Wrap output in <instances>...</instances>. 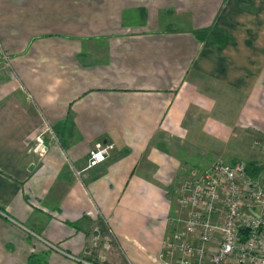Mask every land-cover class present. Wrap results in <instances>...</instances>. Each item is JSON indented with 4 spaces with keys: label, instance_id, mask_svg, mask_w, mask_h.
Returning a JSON list of instances; mask_svg holds the SVG:
<instances>
[{
    "label": "crops",
    "instance_id": "obj_1",
    "mask_svg": "<svg viewBox=\"0 0 264 264\" xmlns=\"http://www.w3.org/2000/svg\"><path fill=\"white\" fill-rule=\"evenodd\" d=\"M239 130L264 142V0H0V264H175L181 188L245 163Z\"/></svg>",
    "mask_w": 264,
    "mask_h": 264
},
{
    "label": "built area",
    "instance_id": "obj_2",
    "mask_svg": "<svg viewBox=\"0 0 264 264\" xmlns=\"http://www.w3.org/2000/svg\"><path fill=\"white\" fill-rule=\"evenodd\" d=\"M37 142L43 146L42 139ZM113 150L110 143H95L87 168L104 163ZM177 204L179 216L163 241V260L264 264V186L248 176L244 163H216L192 172Z\"/></svg>",
    "mask_w": 264,
    "mask_h": 264
},
{
    "label": "rangeland",
    "instance_id": "obj_3",
    "mask_svg": "<svg viewBox=\"0 0 264 264\" xmlns=\"http://www.w3.org/2000/svg\"><path fill=\"white\" fill-rule=\"evenodd\" d=\"M2 56H4V54ZM4 64H5L4 68L8 72V67L6 66L5 62H4ZM48 128H51V127H48ZM238 133H239V135L237 136L239 138L238 143L237 142L234 143V141H233L231 146L233 148L238 147V150H236L235 153L239 154L242 157V159H240L241 161H243L245 163H248L249 161L255 162L256 165L254 166L252 172L255 175L254 176L256 178L255 180H257L261 185L264 186V142H262L260 137H258L257 135L255 136L252 133H249L246 131L242 132L240 130L238 131ZM48 135H50L51 139H53V136H54L53 131H51L49 129H48V132H44L40 135L42 137H39L43 141V146L42 145L39 146L38 142H36L35 148L37 149V152L39 154L44 155L46 153V146L44 144V139H45V136H48ZM42 151H45V152L43 153ZM226 153L233 154L234 150L231 151V149H227ZM206 168H208V167H206ZM206 168H204V169H206ZM201 170H203V169H201ZM194 171H198V170L194 169L191 171V173ZM178 216H179V214L177 212V217ZM176 218H174V219L177 221Z\"/></svg>",
    "mask_w": 264,
    "mask_h": 264
},
{
    "label": "trees",
    "instance_id": "obj_4",
    "mask_svg": "<svg viewBox=\"0 0 264 264\" xmlns=\"http://www.w3.org/2000/svg\"><path fill=\"white\" fill-rule=\"evenodd\" d=\"M244 165H245L246 172H247L248 176H250V177L253 178V179H256V178L254 177L255 175H254L253 172H252L254 166L256 165L255 162L249 161L248 163H244Z\"/></svg>",
    "mask_w": 264,
    "mask_h": 264
},
{
    "label": "water",
    "instance_id": "obj_5",
    "mask_svg": "<svg viewBox=\"0 0 264 264\" xmlns=\"http://www.w3.org/2000/svg\"><path fill=\"white\" fill-rule=\"evenodd\" d=\"M33 167L31 166L30 169H32Z\"/></svg>",
    "mask_w": 264,
    "mask_h": 264
}]
</instances>
